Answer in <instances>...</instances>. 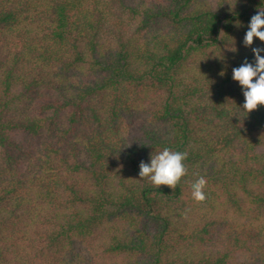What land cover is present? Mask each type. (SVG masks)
<instances>
[{"label": "trees", "instance_id": "obj_1", "mask_svg": "<svg viewBox=\"0 0 264 264\" xmlns=\"http://www.w3.org/2000/svg\"><path fill=\"white\" fill-rule=\"evenodd\" d=\"M0 264H264V0H0Z\"/></svg>", "mask_w": 264, "mask_h": 264}]
</instances>
